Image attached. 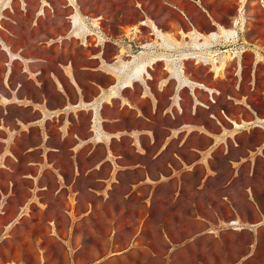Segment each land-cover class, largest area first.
Instances as JSON below:
<instances>
[{"label": "rangeland", "instance_id": "1", "mask_svg": "<svg viewBox=\"0 0 264 264\" xmlns=\"http://www.w3.org/2000/svg\"><path fill=\"white\" fill-rule=\"evenodd\" d=\"M8 1L0 0V121L5 112L11 123L30 117L24 105L34 100L58 104V91L97 98L115 81L127 89L104 106H122L128 124L137 113L128 97H141L154 134L145 154L129 137L116 141L118 165H98L106 149L87 146L77 179L67 139L66 183L50 173L40 186H1L0 264H264V221L242 219L252 205L264 213V0ZM72 119L87 137L88 116ZM171 126L186 130L171 136ZM51 132L59 144L57 125ZM199 157L185 182L195 192L210 174L196 195L207 218L192 219L187 205H172L176 184L156 177Z\"/></svg>", "mask_w": 264, "mask_h": 264}, {"label": "crops", "instance_id": "2", "mask_svg": "<svg viewBox=\"0 0 264 264\" xmlns=\"http://www.w3.org/2000/svg\"><path fill=\"white\" fill-rule=\"evenodd\" d=\"M98 84L103 89V85ZM112 85V88H107V92H100V96L97 98H87L85 92L75 93L67 89L64 93L58 91L60 102L56 105L51 102V99L34 100L33 103L24 105V108L31 112V116H17L13 123L7 120L6 115L9 113L5 112L0 121V174L7 176L3 178L4 181L0 180V187H4L8 183L11 187L17 182L26 180L37 181L40 186L42 181L48 179L47 175L50 173L55 174V178L60 184L62 181H66L64 175L65 161L61 159L60 153L67 139H73V144L68 147V150L70 151L69 159L75 172L74 179H77L80 175V155L87 146H91L90 153L98 146H103L106 149L104 159L97 162L101 166L110 161L118 165L117 160L124 158L122 153L115 151L116 141H120L123 137L131 138L129 145L134 149V152L145 154L148 146H146L145 140L148 136L153 137L154 134V130L148 127L146 122V120L150 119L144 112L147 105L141 97L138 98L133 95L128 97V100H131L132 104L135 105L134 108L137 113L131 116V122L127 124L124 111H120L122 106L117 107L115 104L112 114L110 107L108 105L104 106L105 102L119 98L122 89H127L126 87H120L115 81ZM113 90L115 92L114 95H112ZM16 101L20 100L17 99ZM84 114L88 116L87 137L79 135L74 129L76 121L72 119V115L79 118V115ZM196 123L194 120H187L186 122L188 125ZM52 124L57 125V133L60 136L59 144L53 141ZM161 128L167 127L161 125ZM169 130L172 136L173 132L178 134L185 132L186 129H175L171 126ZM33 132L39 134V142L32 143L26 140L28 135ZM172 141L173 139H169L166 142H162L158 156H162L167 149H170ZM151 142L155 143L153 140ZM178 148L187 149L193 154L196 145L181 141ZM172 155L179 157L176 152H172ZM202 157L205 159V155ZM182 162L186 169H182V167L181 169H175L174 166H171L172 170L169 173H161L159 177H156V184L162 183L164 180L174 182L176 189L172 194V205L176 204V211H184V208L180 205H187V210L192 212V219L196 217L207 218L201 213L202 209L199 207L201 203L196 199V195L204 196L206 194V184L209 182L210 174L206 172L202 174L200 183L195 189L197 191L194 192L192 191L194 186L189 187L185 179L191 178L194 175L193 170L203 164L204 161L199 157L197 160H191L190 162L182 159ZM45 187L46 185L42 189L44 190ZM246 197H248L247 194ZM231 201H233L232 198ZM251 210V214L247 219L242 216L235 217L240 219L242 217L243 221H247L251 227L264 221V213L258 212L253 205ZM195 212H199V215L196 216ZM226 221H232V219Z\"/></svg>", "mask_w": 264, "mask_h": 264}]
</instances>
